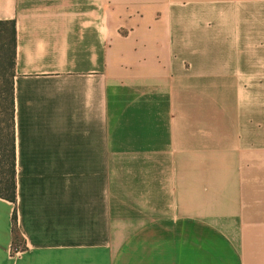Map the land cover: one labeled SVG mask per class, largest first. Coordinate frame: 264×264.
Segmentation results:
<instances>
[{
  "label": "crops",
  "instance_id": "crops-1",
  "mask_svg": "<svg viewBox=\"0 0 264 264\" xmlns=\"http://www.w3.org/2000/svg\"><path fill=\"white\" fill-rule=\"evenodd\" d=\"M263 14L0 0L17 28L0 264H264V44L246 41Z\"/></svg>",
  "mask_w": 264,
  "mask_h": 264
},
{
  "label": "trees",
  "instance_id": "trees-1",
  "mask_svg": "<svg viewBox=\"0 0 264 264\" xmlns=\"http://www.w3.org/2000/svg\"><path fill=\"white\" fill-rule=\"evenodd\" d=\"M17 28L14 21L0 22V199L17 203L15 131V67ZM17 221V215L14 217Z\"/></svg>",
  "mask_w": 264,
  "mask_h": 264
},
{
  "label": "rangeland",
  "instance_id": "rangeland-1",
  "mask_svg": "<svg viewBox=\"0 0 264 264\" xmlns=\"http://www.w3.org/2000/svg\"><path fill=\"white\" fill-rule=\"evenodd\" d=\"M263 16H264V14H263ZM263 26H264V17H263ZM262 37H263V40L262 41H263V44H264V34H263V36L262 35H259V34L252 36L251 34H249V35L246 36V41H252V43H255V42L259 41L260 38H262ZM263 53H264V49H263ZM245 54H246V58H249V57L252 56V54H254V51H250L249 48H248L246 50V53Z\"/></svg>",
  "mask_w": 264,
  "mask_h": 264
}]
</instances>
